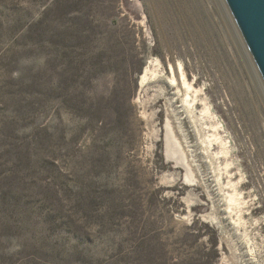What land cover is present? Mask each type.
I'll list each match as a JSON object with an SVG mask.
<instances>
[{
  "label": "rangeland",
  "instance_id": "obj_1",
  "mask_svg": "<svg viewBox=\"0 0 264 264\" xmlns=\"http://www.w3.org/2000/svg\"><path fill=\"white\" fill-rule=\"evenodd\" d=\"M224 3L0 0V264H264L263 82Z\"/></svg>",
  "mask_w": 264,
  "mask_h": 264
},
{
  "label": "water",
  "instance_id": "obj_2",
  "mask_svg": "<svg viewBox=\"0 0 264 264\" xmlns=\"http://www.w3.org/2000/svg\"><path fill=\"white\" fill-rule=\"evenodd\" d=\"M264 84V0H224Z\"/></svg>",
  "mask_w": 264,
  "mask_h": 264
},
{
  "label": "bare ground",
  "instance_id": "obj_3",
  "mask_svg": "<svg viewBox=\"0 0 264 264\" xmlns=\"http://www.w3.org/2000/svg\"><path fill=\"white\" fill-rule=\"evenodd\" d=\"M224 1V0H223ZM225 4V3H224ZM226 5V4H225ZM225 8V6H224ZM226 9V8H225ZM228 11V10H227ZM229 15L231 16L230 12H229ZM229 16V17H230ZM231 20L232 19V16H231ZM234 23V22H232ZM236 29V28H234ZM238 33V32H237ZM243 44V43H242ZM244 47V46H243ZM246 52V51H245ZM247 55V54H246ZM249 56V55H247ZM158 63H159V68H160V62L159 60L157 59L156 60ZM156 61L154 63H156ZM252 61V60H251ZM250 61V62H251ZM251 64V63H250ZM253 65V64H252ZM151 67V66H150ZM150 67H147L145 72L143 73L142 75V82H145L150 76H157V72L155 71V69L151 70ZM157 66H155L156 68ZM169 70L167 71L169 73V75L167 76V79L168 81L170 82V85L174 88L177 89V94H182V100L188 105V106H191V108H193V106H195V103L196 101L198 100V97H199V92L200 90L197 89V88H194V86L188 81L187 77H186V74H185V71L183 70V66L182 64H180L179 66V70L181 72V78L179 79L176 75V70H175V67L173 65H170L169 67ZM253 68V66H252ZM251 68V70H252ZM256 69V68H255ZM253 71V70H252ZM255 74H258L257 70H254ZM161 73L163 74H166V70L164 69H161L160 71ZM159 73V72H158ZM259 75V74H258ZM152 78V77H151ZM259 82V81H258ZM261 84V83H260ZM184 87V91L182 89V87ZM264 89V84L263 86L261 87ZM262 93L264 95V92L262 90ZM181 96V95H180ZM206 105V103H205ZM205 111L207 113H211V108L209 105H206L205 106ZM176 135L181 137V134L180 132L176 131ZM223 141V140H222ZM171 152L174 153L175 155H177V158L180 159L181 158V154H180V151L178 152V149L175 148V146H171ZM189 160V158H188ZM241 198H240V194L236 191L234 192L233 194H230L229 195V201L234 203L236 206H240L241 202H240ZM234 201V202H233ZM238 201V202H237Z\"/></svg>",
  "mask_w": 264,
  "mask_h": 264
}]
</instances>
